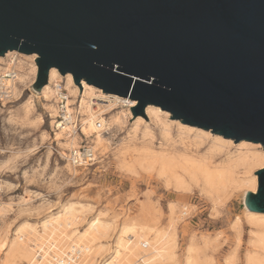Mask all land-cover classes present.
Masks as SVG:
<instances>
[{"label":"water","instance_id":"obj_1","mask_svg":"<svg viewBox=\"0 0 264 264\" xmlns=\"http://www.w3.org/2000/svg\"><path fill=\"white\" fill-rule=\"evenodd\" d=\"M135 101L170 120L264 150V0H0V57ZM132 119V120H133ZM130 120V121H132ZM129 121V123H130ZM248 211L264 214V169Z\"/></svg>","mask_w":264,"mask_h":264},{"label":"rangeland","instance_id":"obj_2","mask_svg":"<svg viewBox=\"0 0 264 264\" xmlns=\"http://www.w3.org/2000/svg\"><path fill=\"white\" fill-rule=\"evenodd\" d=\"M32 85L28 82L25 87L18 88L19 99L13 98L9 102L0 100V204L4 211L3 217H0V229L7 242L27 227L40 231L43 222L58 216L63 208L71 205L82 218L74 236L83 233L87 229V222L94 217L104 226H109L106 236L92 244L94 250L102 249L93 263L102 264L109 257L124 225L140 227L145 224L153 227L154 232L147 237L149 242L154 238L155 231L162 234L171 230L168 206L174 205L177 207V223L172 227L176 243L175 258L172 263L161 264H183L189 247L195 251L193 256L199 255L209 264H246V256L255 252L260 255L254 245L253 232L257 227L248 223L241 205L240 196L248 189H233L226 198L218 199L216 195L208 194L202 182L197 180L195 183L188 182L189 191L175 192L166 188L158 166L146 168L145 165L136 164L129 169L124 163L130 162L134 155L129 152L120 154L124 147L131 150L145 146L155 154L169 149L198 159L208 158L212 168L221 166L236 155L235 150L240 148V142L234 144L229 139L232 142L229 149L214 150L211 139L198 140L192 136L194 134L187 137L179 132L176 122L180 121L170 120V114L160 108L161 121L145 115L147 122L141 117L151 135L144 137L142 125L141 128H134L140 116L133 119L130 108L118 104L103 115L109 120L121 115L120 118H123L119 128L111 127L108 130L110 145L104 153L96 152L98 163L86 170L76 168L78 174L75 175L70 172L72 165L69 160L62 155H68L69 151L59 145L54 135L56 131L50 112L53 102L35 95ZM79 99L77 97L76 101ZM99 101L102 100H97L100 105L107 104ZM30 103V113L20 121L25 105ZM165 113L168 119L163 115ZM164 125L170 127L165 138L162 131ZM86 143L94 146L86 137L78 138V145ZM251 144L256 146V150L263 151L259 144ZM15 152L18 154L15 155ZM242 176L240 173L239 177ZM237 222L241 223L239 232ZM5 252L1 250V257Z\"/></svg>","mask_w":264,"mask_h":264},{"label":"bare ground","instance_id":"obj_3","mask_svg":"<svg viewBox=\"0 0 264 264\" xmlns=\"http://www.w3.org/2000/svg\"><path fill=\"white\" fill-rule=\"evenodd\" d=\"M35 59V54L26 56L16 51L8 52L4 57H0V78L8 71H11L12 68H16L19 72L16 81L12 84L11 97L8 99L0 98V100H7L9 102L13 98L19 99L20 90L18 88L21 86L25 87L28 82H30V85L33 83L37 74V66L34 63ZM30 76L32 77L30 78ZM61 81L65 84L64 88L69 95L67 112L77 113L81 116V136L86 137L94 144L91 147L95 152L100 151V154L104 153L108 145H110L109 140L111 138L109 139L108 137V130L111 127L119 128L123 119L120 118L122 115L111 120L103 117L106 110L118 104H125L128 108H133L136 106V102L123 97L119 98L115 95L102 93L101 90L83 81L80 85L82 90L79 95V88L73 83L71 74L68 73L65 76H61L57 69L52 68L49 71L47 85L39 93L33 90L35 95L46 99L49 98L53 102L50 105L51 118H54L57 113L55 96L57 93V83ZM77 97L80 98L78 101H76ZM97 100L105 101L107 104L100 105L97 103ZM31 107V103L25 105L20 121L27 118ZM144 113L161 121L159 114L162 113L157 106H147ZM163 115L168 119L166 113ZM98 123L101 124L102 129L97 128ZM141 125L144 127V137L145 135L150 137L148 127L144 120L139 117L135 122L134 128L137 129ZM176 126L179 129L178 131L186 134V136L194 134L192 136L198 140L206 141V139H211L214 150L228 148L232 144L230 140H226L219 135H211L209 132L183 125L181 122H176ZM169 128L168 125L162 128L164 138ZM133 131L136 132L135 129ZM54 135L59 145L65 148L66 151L72 152L79 147L78 135H73L65 130L56 131ZM197 139L196 141H198ZM59 141H63V143ZM239 147L235 150L236 155H232L221 166L212 168L210 162L207 161L208 158L198 159L190 155H181L176 153L175 150L171 151L169 149H164L161 153L155 154L145 146L140 149L131 150L124 147L120 154L126 155L125 153L129 152L134 155L130 162L124 163L129 169L136 164L139 166L145 165L147 166L146 168L158 166L159 175L163 177L165 186L168 189H172L175 192H187L189 191L188 182L195 183L197 180H200L208 194L216 195L218 199H221L220 197L226 198L225 196L233 189L246 188L249 192L256 194L258 186L257 176L254 173L264 169V150H256V146L250 142H240ZM14 154L16 155L18 152ZM62 155L66 159H69V154ZM70 172L75 175L78 174L76 168L73 166L70 167ZM240 173H242V177H239ZM247 192H244L240 196L241 205L244 217L246 220L248 219V223L253 224V227H257L256 231L253 232L255 234L254 245L260 255L255 252L246 256V264H264V214L247 210L244 205ZM168 207L170 217L169 229L171 230L165 233L162 232V234L155 231L154 238L149 242L147 237L154 232L153 227L145 224H142L140 227L138 225L135 226V224L124 225L114 242L115 246L111 249L109 257L102 264H161L169 261L172 263L175 258L174 249L176 248L175 234L172 227L175 226L173 224L177 223L175 222L177 207L174 205H169ZM62 210L58 216L43 222L40 231L32 227L24 228L25 230L18 231L16 237L10 242H7L6 237H4L5 235L3 236V231L0 229V264H18L17 262L25 264H95L93 263L94 258L102 252V249L94 250L92 244L97 239L106 236L109 226H104V223L94 217L87 222V229L83 233L74 236V233L77 231L76 226L82 219L81 215L71 205ZM3 212V207L0 204L1 218L3 217ZM240 224L237 222L236 225L235 223L238 232ZM3 249L6 252L1 257V250ZM193 252H195L194 249L189 247L183 264H209L201 260L198 257L199 255L197 257L193 256Z\"/></svg>","mask_w":264,"mask_h":264},{"label":"built area","instance_id":"obj_4","mask_svg":"<svg viewBox=\"0 0 264 264\" xmlns=\"http://www.w3.org/2000/svg\"><path fill=\"white\" fill-rule=\"evenodd\" d=\"M18 70L12 68L0 78V98L8 99L11 97L13 83L17 79ZM57 93L55 96L57 114L53 118V128L55 131L65 130L71 134L81 136V119L76 113H68V99L69 95L61 82L57 83ZM72 117V118H71ZM98 129H102L100 123L97 124ZM69 162L77 169H87L93 167L98 163V156L88 143L79 145L77 149L69 152Z\"/></svg>","mask_w":264,"mask_h":264}]
</instances>
